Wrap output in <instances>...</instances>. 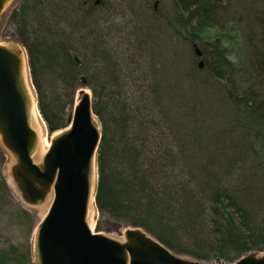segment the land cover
<instances>
[{"label": "trees", "instance_id": "16d2710c", "mask_svg": "<svg viewBox=\"0 0 264 264\" xmlns=\"http://www.w3.org/2000/svg\"><path fill=\"white\" fill-rule=\"evenodd\" d=\"M175 1L169 29L213 39L199 49L202 67L195 49H157V21L145 24L150 12L135 0H18L9 17L49 134L65 127L86 78L101 127L100 212L174 250L233 260L264 249V0H243L242 31L214 25L221 5L236 20L224 0ZM7 192L0 170V214L10 207L0 264H35L33 215Z\"/></svg>", "mask_w": 264, "mask_h": 264}, {"label": "water", "instance_id": "95a60500", "mask_svg": "<svg viewBox=\"0 0 264 264\" xmlns=\"http://www.w3.org/2000/svg\"><path fill=\"white\" fill-rule=\"evenodd\" d=\"M6 1L0 0V14ZM195 51L200 57L201 51ZM25 60L34 89L26 52ZM74 61L79 64V57L75 56ZM202 65L200 59L198 66ZM22 70L20 51L0 44V135L15 156L11 165L13 180L23 202L30 205L40 203L53 189L47 211L34 224L35 264H264V249L248 251L228 261L207 260L179 255L141 226L126 224L124 240L92 230L87 212L91 197L98 209L95 190L101 139L92 93L88 88L89 93L80 91L65 127L51 138L42 162L36 163L31 155L37 134L29 121L30 99ZM81 87H86L85 76L77 81V90ZM35 102L37 107L36 92Z\"/></svg>", "mask_w": 264, "mask_h": 264}, {"label": "rangeland", "instance_id": "374dc122", "mask_svg": "<svg viewBox=\"0 0 264 264\" xmlns=\"http://www.w3.org/2000/svg\"><path fill=\"white\" fill-rule=\"evenodd\" d=\"M17 1L18 0H7L3 6V10L0 14V44L5 45L7 47H10L12 49H16V50L23 49L24 50L23 46L21 45V43L19 42V40L15 36L14 25H13V23L9 17L10 11L15 6ZM224 1H225V5L230 4L231 9L234 10L233 13H234V15H236L235 16L236 20L230 19L227 16V13L225 12L228 8L221 5V7L218 8V10L215 12V19L214 20H216V22L214 21V25L216 23L217 24L216 26H220V24L225 21V22H228V24L233 25V27L234 26L238 27V31H239V29L242 31L241 22H240V20L238 21L237 16L242 13L243 0H229V1L224 0ZM247 1L248 2L245 6L246 9L250 6L252 7V9L253 8L260 9V6H258L259 2L257 3L255 0H254V2H252V0H247ZM139 2H140V4H143V6L150 12V14L151 13L154 14V15L149 14L150 16L147 15L148 17H147V19H145V24L149 23L150 18L157 21L158 29L156 31V34L159 37L158 38V45H156L157 49H173V50L182 49L185 52V49H204L205 43L207 41H211V42L213 41L212 37H209L208 39H193V40L189 39L188 40V37L186 36L187 34L185 33L186 30H184V29H181V31L177 30L178 25L176 23V20H175L176 17L175 16L178 14V12H177V8H176V1L175 0H135L136 4H138ZM255 2L257 3L256 5H255ZM232 10L230 12H232ZM244 10H245V8H244ZM148 19H149V21H148ZM170 21H172L175 28H177L176 29L177 34L173 33V32H175L174 29H173V31H171L169 29L168 23ZM140 22L144 23L143 19H141ZM207 23L210 24V21L209 22L207 21ZM253 28L256 30L255 27H253ZM218 29H220V28H218ZM218 29H217V27L214 28L211 25V26H209V33L211 32V34H212L213 32H217ZM240 34H241V32H240ZM186 38H187V40H185ZM182 39H184V40H182ZM233 42H234V40H233ZM238 42H239V40H238ZM238 42L231 44L230 41H226V43L224 45L230 49H239L238 48V46H239ZM241 47H242V44H241ZM240 54L242 55V53H240ZM178 59H179V61L183 59V55L181 52H179ZM200 59L202 60L201 57L195 58L196 63H198V61ZM176 69L179 70L181 68L176 66ZM177 76H178V79H180L179 73ZM34 95H35V90H34ZM188 95L189 94H187L186 97ZM43 133H44V141H46V143H48V147H49L50 146V140L56 134V132L49 134L47 129H46V126L44 124ZM48 147H47V149H48ZM42 158H43V156H42ZM42 158H41L39 163L42 162ZM13 163H15V156L10 152V150H7V148L4 146L2 139H1V135H0V170H1V173L4 176V178L6 179L8 187H9V192H7L8 194H6V196H4V200L5 201L10 200V195H11V197L15 198L24 207H26L27 209H29L31 211V213L33 215V230L31 232L30 240H31L32 247H33L34 224H36L38 222V220L45 214V211L44 210L43 211L37 210L35 208V205H37V204L30 205V204L23 202L19 190L17 191L15 188H13V186L11 184H9V182L6 178V175L8 173L7 172L8 169L11 167V165ZM49 192L52 193V197H53L52 187L47 193H49ZM2 208H6V207L4 206ZM8 212H10V207L7 209V211L1 212L2 215L0 214V221H3V222L8 221V219H9ZM97 225H99L98 229L96 228ZM90 226H91L92 230L99 231L101 233H104V234L112 237V238L119 239V240L125 239V237H124L125 225L118 226V224L116 223V221L114 220V218L112 217L111 214L105 213V212H100V210H98L95 205H94V209H93L92 214H91V225ZM177 252L181 256H185V257H191L192 256V255L185 253V252H180V251H177Z\"/></svg>", "mask_w": 264, "mask_h": 264}, {"label": "bare ground", "instance_id": "6f19581e", "mask_svg": "<svg viewBox=\"0 0 264 264\" xmlns=\"http://www.w3.org/2000/svg\"><path fill=\"white\" fill-rule=\"evenodd\" d=\"M22 58H23V70H22V75H23V80L29 95V99H30V110H29V121H30V125L33 128V130L36 132L37 134V141H36V145L35 148L32 152V159L34 162L39 163L45 150L48 147V143H46V141H44V133H43V128H44V123L41 119V116L37 110L36 107V102H35V95H34V90L31 86L30 83V79H29V75H28V71H27V64H26V60H25V52L23 49L19 50ZM83 89H78L76 92V99L79 97L80 95V91L83 90V92L89 93V90L86 87H81ZM93 119L96 120V118L93 116ZM58 133V132H56ZM7 175L6 178L9 182V184H11L13 186V188H15L18 191V187L15 184L12 174H11V167L8 169L7 171ZM93 183H94V179H93ZM52 200V193H47L45 198L38 203L37 205H35V208L37 210H44L46 212V210L48 209L47 207L49 206L50 202ZM94 209V202L93 199L91 197L89 204H88V212H87V222L89 224V226L91 225V214L92 211ZM91 227V226H90Z\"/></svg>", "mask_w": 264, "mask_h": 264}]
</instances>
